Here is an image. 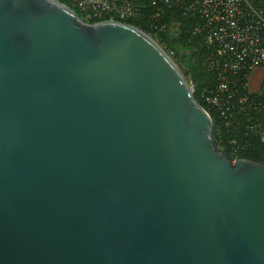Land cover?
<instances>
[{"label": "water", "instance_id": "1", "mask_svg": "<svg viewBox=\"0 0 264 264\" xmlns=\"http://www.w3.org/2000/svg\"><path fill=\"white\" fill-rule=\"evenodd\" d=\"M195 93L133 24L0 0V264H264V160Z\"/></svg>", "mask_w": 264, "mask_h": 264}, {"label": "built area", "instance_id": "2", "mask_svg": "<svg viewBox=\"0 0 264 264\" xmlns=\"http://www.w3.org/2000/svg\"><path fill=\"white\" fill-rule=\"evenodd\" d=\"M79 17L89 23L117 20L148 23L156 36L166 32L165 15L175 10L183 18L197 23L190 27V38L201 36L208 51V71L213 76L212 88L203 90L201 98L219 112L228 129L241 123L234 106L246 105L253 133L264 140V74L256 88L251 80L264 70V0H68ZM77 13V14H78ZM241 111L242 109L239 108ZM253 115H261L251 124ZM246 136L248 134H245ZM249 144L229 142L236 161ZM221 148V147H220ZM222 149V148H221ZM223 150V149H222Z\"/></svg>", "mask_w": 264, "mask_h": 264}, {"label": "trees", "instance_id": "3", "mask_svg": "<svg viewBox=\"0 0 264 264\" xmlns=\"http://www.w3.org/2000/svg\"><path fill=\"white\" fill-rule=\"evenodd\" d=\"M65 4H69L68 0H59ZM78 13V12H77ZM78 15H80L78 13ZM81 16V15H80ZM145 32L149 33L162 45H166L172 52L174 60L181 64L185 69L188 77L191 76V80L194 83L196 89L197 101L210 113L214 121V134L219 143V146L226 152L230 153L229 142L235 141L237 145L244 143L249 144L246 150H243L238 158H246L253 161L264 160V140L261 134L253 133L248 126L249 119L245 114V110L248 111L246 105L234 106L233 111L239 114L237 115L241 123L235 129H228L225 127V123L220 118L219 112L216 108L207 104L201 98V92L206 89L212 88L213 76L208 71V51L207 46L201 36H193L190 38V27L197 23V20L192 18H183L177 11L170 10L165 15V22L168 25V30L159 36L154 34L148 23H140L134 21H128ZM93 23V22H92ZM188 69L189 72L186 70ZM241 108L242 111L239 109ZM244 110V111H243ZM261 119V115H253L250 118L251 124H257ZM264 130V128H262ZM245 134H248L247 136Z\"/></svg>", "mask_w": 264, "mask_h": 264}, {"label": "rangeland", "instance_id": "4", "mask_svg": "<svg viewBox=\"0 0 264 264\" xmlns=\"http://www.w3.org/2000/svg\"><path fill=\"white\" fill-rule=\"evenodd\" d=\"M158 42V40H156ZM159 43V42H158ZM160 44V43H159ZM164 50L173 58L172 56V52L168 49V47L166 45H162L160 44ZM174 59V58H173ZM175 61V60H174ZM176 62V61H175ZM177 63V62H176ZM177 65L180 67V69L182 70V72L184 73V75L186 76L187 79H189V77L187 76L186 72H185V68L181 65V64H178ZM261 74H264V70H259V72L252 78L251 80V83H252V88H256V82L258 81V77L261 75Z\"/></svg>", "mask_w": 264, "mask_h": 264}]
</instances>
